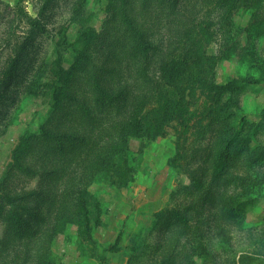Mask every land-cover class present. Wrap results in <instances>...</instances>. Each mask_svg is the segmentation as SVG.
Instances as JSON below:
<instances>
[{
    "label": "rangeland",
    "instance_id": "rangeland-1",
    "mask_svg": "<svg viewBox=\"0 0 264 264\" xmlns=\"http://www.w3.org/2000/svg\"><path fill=\"white\" fill-rule=\"evenodd\" d=\"M173 1L162 10L159 0H0L2 264H264V0ZM127 18L159 50L154 95L128 115L94 105L100 121L86 124L72 105H93L82 93L88 72L104 88L101 69L123 64L114 46L128 36ZM124 80L133 84L134 71ZM116 124L126 141L104 148ZM42 129L84 133L99 167L77 183L87 213L63 219L59 195L42 214L44 238L17 250L8 224L15 214L35 230L40 199L3 195L44 191L28 170L75 169L87 151L72 138L57 151ZM116 237L117 249L104 252Z\"/></svg>",
    "mask_w": 264,
    "mask_h": 264
},
{
    "label": "trees",
    "instance_id": "trees-1",
    "mask_svg": "<svg viewBox=\"0 0 264 264\" xmlns=\"http://www.w3.org/2000/svg\"><path fill=\"white\" fill-rule=\"evenodd\" d=\"M160 1V7H162V10L166 8V5L170 4V9L175 8V1L173 0H159ZM144 2V1H143ZM159 7V8H160ZM164 8V9H163ZM127 29H125V33L128 36H125L123 41H119L115 43L114 50L121 49L122 51V57L125 59L123 60V64H120V59L115 61H109L110 67L106 69H101L100 73L103 78V73L107 72L108 74L105 75V77L108 75V82L104 81V88H102L99 84V78H90L89 72L87 75L88 80V87L82 90V93L86 91V93H83L86 95V97L91 100L93 105H84L83 104H74L72 105V108L75 112H79L81 114L82 119L85 121L86 124L96 126L98 122L100 121V118L96 117V109L101 107H106V109L110 110V113L114 115H128L130 112L134 110V102L139 101H147L148 99H151L153 97L152 93L154 91L153 86V80L149 75V68L151 67L153 63V59L158 57L159 50L155 48H150V38L149 36H145L142 40H139L140 37H138L139 34V27L140 25H134L133 20L130 18H127ZM141 28V27H140ZM143 36V35H142ZM104 44V43H103ZM113 43L107 44L110 48ZM81 52V51H77ZM115 59V57H114ZM123 65L124 71L122 74L120 73L119 66ZM78 62L75 63V67H80ZM85 67H92L91 64H89V61L85 64ZM164 67H160L162 71L164 70ZM129 70L130 72L134 71V83L129 84L126 83V81H123V73H126V71ZM85 72V71H84ZM166 72V71H165ZM168 73V72H167ZM143 84L144 87L142 89L138 88L140 86L139 84ZM56 92H59L62 95L61 86H58L56 83L54 84L53 90H52V96L54 99H56ZM124 95V96H122ZM121 98L123 103L122 106L120 104L116 108H114L116 101H118V98ZM57 101H55L56 105ZM96 106L97 108H94V112L92 111L93 106ZM138 105V104H137ZM143 109V108H142ZM142 111V110H141ZM142 115V112H140L138 118L135 116L133 117V120L135 123L139 122V118ZM124 117V116H123ZM95 119V120H94ZM132 124V123H130ZM134 125V124H133ZM42 133H40V138L44 139L46 144L54 143V149L55 150H61L65 143L69 139H73L74 143H78V150L79 149H87L86 153L82 155V160L80 163L75 166V169H65L64 171L61 169L56 170H46L43 171V174H38V170H28L26 172L28 179L31 182V179L34 177L38 178L39 183L43 184L45 187V190H39L37 187H23L25 188L23 193L19 195L21 192L20 190L17 191L18 187H12L13 190H11V193H4L7 198L16 197V200H23L26 201L32 192L36 193L38 198L40 199L39 208H37V212L34 217V222L36 224H39V226L34 230L29 225H21L24 220L17 215H13V219H17L15 223L8 224V227L11 231L15 229V233L11 234L10 236L15 241H18V244L16 247H18L17 250H19L22 247V243L25 242L27 239H35L37 238L43 231V224L46 223L47 218L44 216L42 217V214H45L46 212L50 213L53 209L54 203L56 201V198L60 195L61 201L59 202L58 210L56 214L59 216H62L63 219H80L79 217H83L85 213H87V209L85 207L86 201L84 199V194L80 191L81 188L77 186V183L81 178L87 174V172L91 171V169H98L99 162L96 159V155L91 153L89 151V141L86 139V135L82 132L78 134H70V133H64V132H54L42 129ZM105 134H104V140L102 146L107 149H120L121 143L123 144L126 141L125 133L127 132L125 124L123 126H107L105 128ZM73 148V146L71 147ZM64 151V148H63ZM18 164V163H17ZM18 169L17 165L15 166ZM80 177V178H79ZM78 179L76 182L75 180ZM43 179V181H42ZM38 184V183H37ZM38 186V185H37ZM6 187V186H4ZM3 200L5 197H2ZM17 205L13 206L16 207ZM46 207V208H44ZM6 209L3 207H0V217H3L6 215ZM55 214V217H56ZM33 216V215H32ZM42 218H38V217ZM12 217L5 218L6 220L11 219ZM25 223V222H24ZM83 229V235L86 240L92 241L91 231L90 227L87 223V221H81L80 224ZM9 230V231H10ZM42 231V232H41ZM44 234H41L40 237L37 239L39 241L40 239L44 238ZM119 237H116L114 242L112 244H109L106 249H104V252H113L117 249V243L119 241ZM13 242V243H14ZM31 254V253H30ZM29 256V253L27 254ZM30 257V256H29ZM26 260V257L24 258ZM3 262L0 260V264Z\"/></svg>",
    "mask_w": 264,
    "mask_h": 264
}]
</instances>
